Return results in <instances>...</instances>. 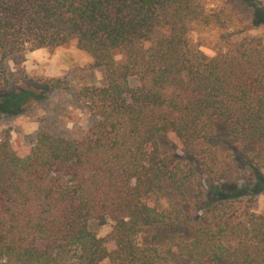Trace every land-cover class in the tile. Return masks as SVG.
<instances>
[{
    "label": "trees",
    "instance_id": "1",
    "mask_svg": "<svg viewBox=\"0 0 264 264\" xmlns=\"http://www.w3.org/2000/svg\"><path fill=\"white\" fill-rule=\"evenodd\" d=\"M211 20L203 0H0V118L68 88L57 77L16 86L12 56L73 44L104 77L76 91L94 117L79 138L40 129L19 154L1 132L0 264H168L163 231H186L188 264H264L253 196L207 201L202 184L235 171L218 155L221 134L264 158V40L242 30L196 60L189 34ZM168 132L182 150L196 147L200 174L161 154Z\"/></svg>",
    "mask_w": 264,
    "mask_h": 264
},
{
    "label": "rangeland",
    "instance_id": "2",
    "mask_svg": "<svg viewBox=\"0 0 264 264\" xmlns=\"http://www.w3.org/2000/svg\"><path fill=\"white\" fill-rule=\"evenodd\" d=\"M206 13L211 16L208 25L198 24L190 32V48L196 60L210 58L227 49L228 40L244 35L264 40V0H203ZM223 23L216 22V16ZM115 59H120L119 55ZM10 81L16 86L28 87L40 84L43 79L57 77L68 82L67 89H58L48 94L47 102L31 105L24 114L12 118H0V134L7 130L10 144L19 154L25 153L33 144L40 129L55 136L79 138L92 124L94 117L76 98L82 85L102 84L103 70L93 66L92 59L73 44H66L51 51L38 49L12 56L4 62ZM162 155L179 162L183 168L193 167L200 174V161L196 147L182 150L180 142L171 133H164L158 140ZM220 158L232 157L235 171L214 178L202 176L206 200L232 190L238 197L253 196V211H264V158L254 155L251 147L240 148L236 141L221 134L215 143ZM218 190V191H217ZM180 201L183 209L192 204V194ZM165 206L167 200H163ZM201 207L196 212H200ZM110 231V224L98 229L99 236ZM180 233V234H179ZM175 234L161 232L163 246L170 247L168 264H188L179 253V242L186 231ZM145 233L140 236L145 240ZM111 248V245L108 246Z\"/></svg>",
    "mask_w": 264,
    "mask_h": 264
}]
</instances>
